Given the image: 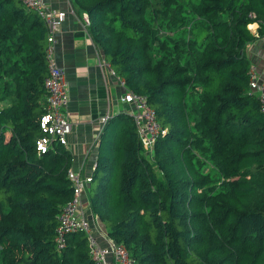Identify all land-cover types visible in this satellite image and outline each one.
<instances>
[{
    "label": "trees",
    "instance_id": "16d2710c",
    "mask_svg": "<svg viewBox=\"0 0 264 264\" xmlns=\"http://www.w3.org/2000/svg\"><path fill=\"white\" fill-rule=\"evenodd\" d=\"M72 4L161 127L152 155L130 114L100 136L88 196L109 238L138 264H264V114L247 55L264 37V0ZM47 46L36 12L0 0V264H95L84 233L56 248L73 156L58 142L38 151Z\"/></svg>",
    "mask_w": 264,
    "mask_h": 264
},
{
    "label": "built area",
    "instance_id": "2783aa9c",
    "mask_svg": "<svg viewBox=\"0 0 264 264\" xmlns=\"http://www.w3.org/2000/svg\"><path fill=\"white\" fill-rule=\"evenodd\" d=\"M23 5L36 12L46 23L48 30V46L46 49V61L48 76L45 80L47 91V112L41 121L43 136L37 141L38 151L46 153L53 142L69 147V136L73 131V124L63 113L70 102L68 85L66 83V69L60 66L56 59V34L66 19V13L49 6L44 0H21ZM84 23L89 26L87 14H83ZM264 40V37L262 38ZM112 76H117L107 61H103ZM250 88L260 103V111L264 114V81L258 80L254 68L250 72ZM121 85L126 89L125 82L121 79ZM124 103L133 106L130 113L139 138L142 141L144 151L152 155L155 143L160 136L161 127L154 109L148 104L147 98L126 89L121 98ZM111 119L107 113L101 124L105 126ZM93 176H82L81 173L71 170L69 180L73 188V198L65 204L59 214V227L56 231V248L62 251L66 248V237L72 233H84L88 237L90 256L95 264H138L129 251L109 238L107 230L100 219L91 220L85 216L83 210V198L89 190ZM100 222V223H99Z\"/></svg>",
    "mask_w": 264,
    "mask_h": 264
},
{
    "label": "crops",
    "instance_id": "0c3cea01",
    "mask_svg": "<svg viewBox=\"0 0 264 264\" xmlns=\"http://www.w3.org/2000/svg\"><path fill=\"white\" fill-rule=\"evenodd\" d=\"M49 6L66 13V19L56 34V59L66 69L70 102L63 113L73 124L67 148L73 156L72 170L84 175L94 174L99 153V140L105 128L101 119L110 113L129 115L133 106L122 101L126 89L121 78L112 76L103 61L100 47L92 41L88 26L77 14L72 0H44ZM259 25L251 29L256 32ZM256 77L264 81V40L247 48ZM85 216L96 219L89 207V196L83 198ZM100 223V222H99Z\"/></svg>",
    "mask_w": 264,
    "mask_h": 264
},
{
    "label": "rangeland",
    "instance_id": "374dc122",
    "mask_svg": "<svg viewBox=\"0 0 264 264\" xmlns=\"http://www.w3.org/2000/svg\"><path fill=\"white\" fill-rule=\"evenodd\" d=\"M151 158V156H149ZM82 176H87V175H84V174H81ZM86 196L88 195V191H86ZM83 209H84V203H83Z\"/></svg>",
    "mask_w": 264,
    "mask_h": 264
}]
</instances>
